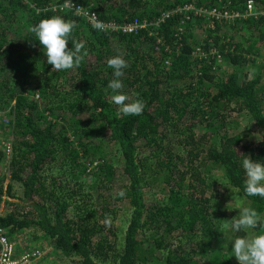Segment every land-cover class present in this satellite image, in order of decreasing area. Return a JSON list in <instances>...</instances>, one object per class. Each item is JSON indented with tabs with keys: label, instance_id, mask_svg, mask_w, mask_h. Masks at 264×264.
I'll list each match as a JSON object with an SVG mask.
<instances>
[{
	"label": "trees",
	"instance_id": "trees-1",
	"mask_svg": "<svg viewBox=\"0 0 264 264\" xmlns=\"http://www.w3.org/2000/svg\"><path fill=\"white\" fill-rule=\"evenodd\" d=\"M224 1L0 0V112L12 131L11 158L0 148V211L10 208L1 228L37 231L75 264H235L231 241L244 233L219 232L231 214L218 188L264 217L241 167L244 155L264 160V0ZM249 1L256 18L205 16L225 5L244 15ZM189 3L202 13L150 24ZM79 9L105 26L148 27L98 31ZM53 16L74 22L71 39L88 52L68 71H52L32 31ZM117 55L127 62L121 91L145 102L140 116L119 115L111 101ZM154 184L161 202L150 200Z\"/></svg>",
	"mask_w": 264,
	"mask_h": 264
},
{
	"label": "clouds",
	"instance_id": "clouds-1",
	"mask_svg": "<svg viewBox=\"0 0 264 264\" xmlns=\"http://www.w3.org/2000/svg\"><path fill=\"white\" fill-rule=\"evenodd\" d=\"M74 27V22L65 21L60 16L43 19L33 26L32 31L42 46L46 63L52 66V71H68L78 67L88 55L82 42L71 39ZM92 27L98 31L105 29L103 21L99 20L93 22ZM108 67L112 69L114 77L109 82L108 88L113 93L111 101L117 106L118 114L142 115L145 102L139 97L132 100L121 91L123 88L121 77L124 76L127 62L117 55L108 60ZM241 167L246 177L245 194L248 197L264 199V160H254L250 155H244ZM233 193L235 194L233 201H235L237 196L235 192ZM120 195L122 196L123 192ZM219 232L224 234L225 239L228 232L244 233L231 241V252L239 264H264V218L255 209L242 207L236 217L225 220ZM253 232L255 234H250Z\"/></svg>",
	"mask_w": 264,
	"mask_h": 264
},
{
	"label": "rangeland",
	"instance_id": "rangeland-1",
	"mask_svg": "<svg viewBox=\"0 0 264 264\" xmlns=\"http://www.w3.org/2000/svg\"><path fill=\"white\" fill-rule=\"evenodd\" d=\"M220 1L222 2L224 0H220ZM224 2H226V1H224ZM229 7H230V5H227V6L225 5L224 8L227 9ZM262 15H263V13H262ZM193 31H199V30H196L194 27ZM241 33L242 32H240V34ZM258 62L259 63H257V65L262 68V69H258V71L260 70V72H261L263 70V73H264V49L262 51V54L259 56ZM225 67H226V65H225ZM251 70H252V68H251ZM254 72H255V70L252 73H254ZM220 73L224 74L225 69L224 68L221 69ZM5 114H7V113H1L0 112V124L3 123V121H6V123H4V125H2V126L0 125V130H1L2 142L7 143L10 141L12 131H11L10 127H7L9 124L7 122L8 119L5 117ZM237 116H238V120L240 119V121H242L244 118V116L240 115V114H238ZM244 120H245L244 124L248 125L249 130H255V127L252 125V123H250V121H246L248 119L244 118ZM251 134L256 135L255 132H252ZM249 139H251L250 136H248L247 140H249ZM106 148H107V151L110 152L114 161L116 162L120 157V151L118 150V147H116V145H114V144H109ZM8 184H9V180L7 179L5 181V187H7ZM218 189L224 195V197L222 198L223 205L224 206L227 205V208L223 207V209H225L226 211H228L229 214H231V216H230L231 219H233L234 217H236L239 214V210L242 207H249V205L251 204V202L249 200H247V198H245L244 196H238L237 194H236L237 199L235 201H233V197L235 195L233 192L228 194V192H226L223 188H218ZM21 191H22L21 186L17 185L16 186V192L20 193V195H21ZM162 191L163 190L161 189L160 184H156V185L154 184V186L151 187L149 190L150 200H155L156 202L163 201L165 199V196L163 195ZM4 199H7V197H4ZM10 201L13 202L14 200L10 199ZM8 207L9 206L6 205L5 202H3L0 214L3 215L5 213H7V211L10 210V208H8ZM129 219H130V209L124 207L122 209V211L119 213V215L115 221V224L117 225V227H119V230H120L119 234H122L123 230L127 227ZM38 233L39 232H37V231L31 230L30 233L28 231H24V233L18 234L20 236H17L20 238L21 242L24 245L26 243L27 245H29L28 247H30V245L32 244L30 249H39V251L41 253V259H38L35 264H48V262L51 261V258L53 256L56 258V259H53V261H52V262H54V264H75L74 259L64 258V257H62L60 252L55 251V249L51 245V243L44 240L42 238V235H41V238L39 237L38 240H36L37 238H35V237ZM250 234H255V232L250 233ZM12 236L15 237L16 235H12ZM149 264H153V262H151ZM235 264H239V262L236 261Z\"/></svg>",
	"mask_w": 264,
	"mask_h": 264
},
{
	"label": "built area",
	"instance_id": "built-area-1",
	"mask_svg": "<svg viewBox=\"0 0 264 264\" xmlns=\"http://www.w3.org/2000/svg\"><path fill=\"white\" fill-rule=\"evenodd\" d=\"M68 7V5H66ZM222 12H218L216 10L205 13L207 18L211 16L216 17L217 20L221 21L223 19L230 20L235 18H249L258 16V11H256L255 4L253 1H249L246 6L245 14L242 15L240 13H230L229 8L221 10ZM79 15L87 16L88 20L93 23L97 21L95 16H90L86 13V10L79 9ZM189 12H195L196 15L201 14L202 12L195 9L193 3H189L183 6H177L175 9H172L168 12L163 13L160 19L154 22H150V24H159L161 21L170 19L178 14H187ZM148 25L146 22L138 23L135 22L133 24L128 25H118V24H110L105 26V28L112 29L114 31H122L124 33H135L142 29H147ZM6 121H3L0 125H4ZM0 148L3 149L6 153L7 160L11 158L12 154V145L11 142H2L1 130H0ZM96 166V165H95ZM20 236V235H17ZM11 237L8 235L5 229L0 227V264H35L38 259H41V253L39 249H30L25 243V245L21 242L19 237Z\"/></svg>",
	"mask_w": 264,
	"mask_h": 264
},
{
	"label": "crops",
	"instance_id": "crops-1",
	"mask_svg": "<svg viewBox=\"0 0 264 264\" xmlns=\"http://www.w3.org/2000/svg\"><path fill=\"white\" fill-rule=\"evenodd\" d=\"M39 237L41 238V233H38ZM32 246V244L30 245V247ZM53 251V250H52ZM56 253V252H55ZM53 259H56L54 256L51 258V261L48 262V264H54Z\"/></svg>",
	"mask_w": 264,
	"mask_h": 264
}]
</instances>
